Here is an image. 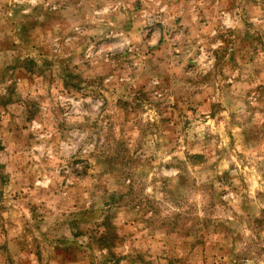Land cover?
<instances>
[{"label": "rangeland", "instance_id": "374dc122", "mask_svg": "<svg viewBox=\"0 0 264 264\" xmlns=\"http://www.w3.org/2000/svg\"><path fill=\"white\" fill-rule=\"evenodd\" d=\"M0 264H264V0H0Z\"/></svg>", "mask_w": 264, "mask_h": 264}]
</instances>
